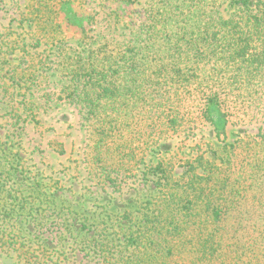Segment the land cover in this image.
Here are the masks:
<instances>
[{
  "label": "rangeland",
  "instance_id": "374dc122",
  "mask_svg": "<svg viewBox=\"0 0 264 264\" xmlns=\"http://www.w3.org/2000/svg\"><path fill=\"white\" fill-rule=\"evenodd\" d=\"M121 31L165 49L134 83L78 84L140 47ZM18 250L264 264V0H0V264Z\"/></svg>",
  "mask_w": 264,
  "mask_h": 264
},
{
  "label": "trees",
  "instance_id": "16d2710c",
  "mask_svg": "<svg viewBox=\"0 0 264 264\" xmlns=\"http://www.w3.org/2000/svg\"><path fill=\"white\" fill-rule=\"evenodd\" d=\"M243 3H245V2H243ZM149 29H151V28H149ZM152 30L153 29H151L147 35H149ZM130 33H126V31H121L120 36H119V38H120L119 40L113 39L112 42H109L110 45H112V46L115 45L116 47H124V46H127V44H129L131 42L139 43L140 47L134 49L135 53L128 56L129 57L128 61H126L123 57H121L118 60H114L113 61L114 64L108 65L106 68H101V67L99 68L97 66V64L95 63L94 59H92L88 63L87 68H82V69L78 70L77 74L75 75L77 78L76 80H78V84L83 83L80 78L84 77L85 82H87V83L92 82L91 83L92 91L99 89V88H103L104 86H108V84H110V85L112 84L114 87L115 84L117 83V85L115 87H118L119 83L123 84V81L125 80L124 76H127V71H126L127 69L131 70V79H132L130 81H129V79H127V80L129 81V83H132V82L134 83V81L136 79V74H140L141 72L145 71L144 68H146V66L150 60V57L148 56V54L154 53L155 48L165 49V47H160L161 45H159V44H155L153 46L152 43H151V45H147L148 43H146V42H149L148 39H147V41L145 40L143 42L136 41L135 39H133V36ZM167 42L170 43V39L166 40V43ZM140 43H142V45H140ZM176 45H173L171 42V44H168V49L176 48ZM168 52H169V50L166 51V53H168ZM78 59H80L82 61L81 56H80V58L78 57ZM119 63H122V64H119ZM112 65L115 66L114 71L109 70L112 67ZM83 69L85 70V74L82 72L81 75L79 76V72ZM103 70H105V71H103ZM118 70H121V72H118ZM109 74H111V75L114 74V76H112L110 78ZM108 79H110V80L107 82ZM111 79H112V81H111ZM101 93H102L101 95L95 96V98H96L94 100L95 106L100 105L101 104L100 100L102 98H104V96H102L103 95V89L101 90ZM89 100H90L89 98L85 97L81 100V103H84L85 105L89 104V103H93V102H90ZM12 109H13V107L9 106L8 111H11ZM7 132L8 133L5 135L6 142L9 143L10 148L11 147L15 148L17 146V142L15 141V138L18 140V145H19L20 139H18V138H20V137L18 136V134L16 132H14V130L13 131L8 130ZM17 252H18V254L21 253L22 256H18L16 258V260H14L12 262L8 259L7 262L4 264H45L44 262H42L39 259L27 258V257L23 256V255H25V252H22L20 250H18ZM4 261H6V260H4Z\"/></svg>",
  "mask_w": 264,
  "mask_h": 264
}]
</instances>
